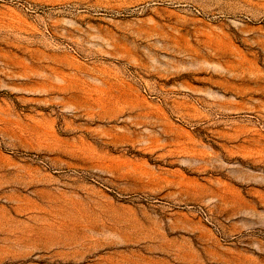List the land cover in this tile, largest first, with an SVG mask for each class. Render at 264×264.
Returning <instances> with one entry per match:
<instances>
[{"label":"rangeland","instance_id":"1","mask_svg":"<svg viewBox=\"0 0 264 264\" xmlns=\"http://www.w3.org/2000/svg\"><path fill=\"white\" fill-rule=\"evenodd\" d=\"M0 264H264V0H0Z\"/></svg>","mask_w":264,"mask_h":264}]
</instances>
